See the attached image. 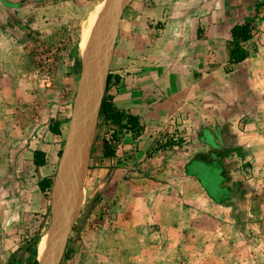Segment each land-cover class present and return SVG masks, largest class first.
Segmentation results:
<instances>
[{"label":"rangeland","instance_id":"rangeland-1","mask_svg":"<svg viewBox=\"0 0 264 264\" xmlns=\"http://www.w3.org/2000/svg\"><path fill=\"white\" fill-rule=\"evenodd\" d=\"M111 1L0 0V264H42V238L64 223L56 264H264V124L252 145L243 136L246 121L221 122L211 135L155 129L152 142L135 141L134 133L128 140L131 132L118 126L116 155L106 158L103 138L115 126L100 123V109L78 202L65 208L66 199L56 198L87 68L81 32L90 12ZM132 1L116 9L109 72L123 74L113 84L126 82L127 69L139 71L142 45H154L155 30L142 38L126 31ZM105 24L107 32L110 14ZM128 39L133 54L124 55ZM168 140L176 144L166 146ZM46 179L52 185L44 192ZM35 213L42 236L32 246ZM56 214L62 222L54 226Z\"/></svg>","mask_w":264,"mask_h":264},{"label":"crops","instance_id":"crops-1","mask_svg":"<svg viewBox=\"0 0 264 264\" xmlns=\"http://www.w3.org/2000/svg\"><path fill=\"white\" fill-rule=\"evenodd\" d=\"M129 9L134 17L126 31L156 34L151 49H140L142 68L127 69L125 83L113 84L123 73L111 71L116 104L140 117L135 141L152 142L155 129L169 126L176 136L193 129L211 135L213 126L237 120L246 121L243 136L252 145L264 124V0H134ZM246 23L251 36H236L233 30ZM128 45L124 55L133 54L131 40ZM220 162L224 167L226 154Z\"/></svg>","mask_w":264,"mask_h":264},{"label":"bare ground","instance_id":"bare-ground-1","mask_svg":"<svg viewBox=\"0 0 264 264\" xmlns=\"http://www.w3.org/2000/svg\"><path fill=\"white\" fill-rule=\"evenodd\" d=\"M109 7L111 6L109 5ZM109 7L107 3L97 5L90 12L81 32L80 46L87 68L80 83L79 97L73 117L67 128L66 148L54 188L56 198L61 195V200H63V197L66 199L62 202L65 208L71 203L78 202L75 197L82 189L84 166L102 99L108 67L105 55L110 47L108 41L112 36L111 32L109 34L105 33L106 19L110 14ZM90 57H92V65L88 63ZM56 216L58 217L57 214ZM66 226L67 224L64 223L60 227V231L52 232L42 238L39 245V258L42 264H56L65 241ZM57 229L59 230V227Z\"/></svg>","mask_w":264,"mask_h":264},{"label":"trees","instance_id":"trees-1","mask_svg":"<svg viewBox=\"0 0 264 264\" xmlns=\"http://www.w3.org/2000/svg\"><path fill=\"white\" fill-rule=\"evenodd\" d=\"M251 25L247 24L240 26V28H235L234 34L236 36H242L244 39H248L251 36ZM236 59H241L246 57V54H239L235 56ZM112 79V75L109 74L108 76V81H107V87H106V92L102 101L101 105V112H100V123L107 124L110 126H115V127H110L108 131L106 132V135L103 138V155L108 158V157H113L116 154V148H115V143L119 139V134L122 131L118 130V126L122 127L125 132H133L136 135L140 134L141 130V121L139 115L130 113L129 111H126L122 108H119L115 101H114V96L109 92V86H110V81ZM52 131L55 133H60L56 129L55 126L52 125ZM176 144V141L168 140L166 142V146H173ZM35 155H38L42 157L43 162H44V152L43 151H37ZM52 185V180L46 179L45 181H42L40 183V187L42 191L47 192V190L51 187ZM37 214L35 213L32 215V218L30 220V225L31 227L35 228V233L36 235L33 237L31 244L32 246H36L41 239V231H40V226L35 225L37 222L36 219ZM34 257V260H36V251H34L31 255ZM15 261V259H13ZM35 264H38V261H35Z\"/></svg>","mask_w":264,"mask_h":264},{"label":"water","instance_id":"water-1","mask_svg":"<svg viewBox=\"0 0 264 264\" xmlns=\"http://www.w3.org/2000/svg\"><path fill=\"white\" fill-rule=\"evenodd\" d=\"M120 2L121 0H112L111 1V4H110V28H109V31H107L106 33L109 34V32H113L114 31V28H115V18H116V8L119 7L120 5ZM114 33H112V36L110 38V40L108 41V44L110 45L109 49L107 50V53H106V61L108 63V67H107V71H106V78H105V85H104V89H103V92H105L106 90V87H107V81H108V74H109V66H110V63H111V59H112V53H113V46H114ZM105 40H106V36H105ZM94 60V58H93ZM88 63H92V57H90V59L88 60ZM89 64V65H90ZM92 65V64H91ZM102 92V93H103ZM103 96H104V93L102 94V99H103ZM102 99H101V103H100V106H99V110H98V113L101 109V105H102ZM62 221L60 220V216H55V225L56 226L58 223H61ZM54 230V229H53ZM65 242V241H64ZM60 256H61V253H60ZM60 256H59V260H60ZM59 263V261H58Z\"/></svg>","mask_w":264,"mask_h":264}]
</instances>
